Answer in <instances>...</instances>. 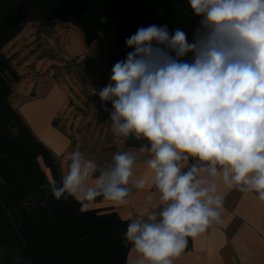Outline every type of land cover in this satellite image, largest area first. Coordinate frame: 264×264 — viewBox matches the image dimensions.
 I'll return each mask as SVG.
<instances>
[{
    "label": "clouds",
    "instance_id": "1",
    "mask_svg": "<svg viewBox=\"0 0 264 264\" xmlns=\"http://www.w3.org/2000/svg\"><path fill=\"white\" fill-rule=\"evenodd\" d=\"M187 3L198 18L191 40L179 27L138 28L96 92L117 142L142 141L138 153L101 165L73 150L60 181H49L56 200L73 198L82 211L98 199L127 205L150 185L155 210L148 195L123 236L134 264H174L189 238L223 225L222 187L264 202V0ZM139 157L147 176L136 174ZM0 260L32 264L2 244Z\"/></svg>",
    "mask_w": 264,
    "mask_h": 264
},
{
    "label": "trees",
    "instance_id": "2",
    "mask_svg": "<svg viewBox=\"0 0 264 264\" xmlns=\"http://www.w3.org/2000/svg\"><path fill=\"white\" fill-rule=\"evenodd\" d=\"M25 4L48 22L78 27L113 63L126 58L131 49L125 40L138 28L179 27L191 40L198 18L187 0H0V244L32 264H125L131 245L123 236L132 219L105 208L82 211L73 198L56 200L49 191V181L62 176L56 158L11 103L18 76L3 48L20 32Z\"/></svg>",
    "mask_w": 264,
    "mask_h": 264
},
{
    "label": "crops",
    "instance_id": "3",
    "mask_svg": "<svg viewBox=\"0 0 264 264\" xmlns=\"http://www.w3.org/2000/svg\"><path fill=\"white\" fill-rule=\"evenodd\" d=\"M35 22L53 25L33 9L26 13L18 34H24L27 26L31 30L32 26L35 27ZM59 22L58 20L56 23ZM16 36L6 46L19 42L20 39H15ZM25 36L23 35L24 38ZM55 38L60 42V37L56 35ZM95 42L92 45V42L88 44L85 40V46L71 52L72 57L88 51L87 58L94 64L103 63L110 68L107 76L109 83L114 63L109 59L107 51H104L105 48ZM24 49L37 59L32 61L33 67L28 72L19 71V83L16 86H21V96L15 109L30 131L56 158L62 175L67 170L66 157L73 150L81 151L86 158L101 165L110 162L117 151L138 153L142 141L130 138L125 143L117 142L110 123L107 122L108 113L103 110L98 94L91 98L84 96L82 77L72 62H64L57 54L40 58L42 52L33 47L3 48L7 54L11 50L18 53L21 61L23 57L25 59ZM50 57L58 63H51ZM21 63L26 65L25 60ZM63 67L67 71V77L64 85H59L55 69ZM16 86L12 90H16ZM11 103L13 105L12 100ZM107 107L111 109V103ZM144 159L145 157L138 158L137 176L148 174L146 165L142 162ZM222 191L225 195L224 224L209 228L195 239L189 238L184 253L175 259L174 264H264V202L259 201L255 194H243L223 187ZM148 195L155 196L152 202L155 210L158 194L154 193L150 185L144 190L134 189L127 205L117 207L98 199L89 209H111L122 218L134 219L145 210ZM135 258L136 253L130 246L125 255V264H134Z\"/></svg>",
    "mask_w": 264,
    "mask_h": 264
},
{
    "label": "rangeland",
    "instance_id": "4",
    "mask_svg": "<svg viewBox=\"0 0 264 264\" xmlns=\"http://www.w3.org/2000/svg\"><path fill=\"white\" fill-rule=\"evenodd\" d=\"M25 5H24V9L26 13L31 12L33 11V9H35L33 8V5L31 6L28 4ZM35 11L37 10L35 9ZM37 22L33 23L35 27L32 26L31 30H29V27L27 26L25 28L26 32H24V34L21 35L20 33L16 36L15 39L17 40L20 39L19 42L15 41V43H13L12 46H6V47H33V49L42 52L40 53V58L41 57L44 58V56H50L51 54H54L53 56H56L57 54L59 58H62L64 60V62L66 61L68 63L71 62L73 63L72 61L73 57L71 52L75 51L78 47L85 46L83 32L74 25L66 24L62 22L55 23L53 25H50L48 23L44 24V22L42 23H37ZM23 35H26L25 36L26 38H24ZM56 35L61 38L60 42L56 41L55 38ZM95 43L96 42L93 41L92 45H95ZM47 51L49 53H47ZM104 51H106V49H104ZM11 52L13 53L14 51L11 50ZM11 52H10L11 55L8 53V55L10 56V64L13 70L15 71V73L17 74V76L19 75V71L20 73L28 72L27 70L33 67L32 61H35V59H37L35 55L34 56L30 55V52L24 49L23 52H25L24 55L25 59L23 57L22 61L24 60L26 61V65H25L24 63H21L22 62L21 57L18 56V53L14 52L12 56ZM49 59L51 63H56V64L58 63L55 59L51 57ZM55 73H56L55 78L57 79L58 84L64 85V80L67 77L66 69L64 67L56 68ZM18 81L19 79L17 78L13 82L12 89L13 87L16 86L17 83H19ZM16 88H17L16 90L12 91V95L10 98L13 102L14 108L17 107L19 97L21 96V94L19 93L21 86L18 85L16 86ZM22 184H23V180H22ZM26 190L28 193V189Z\"/></svg>",
    "mask_w": 264,
    "mask_h": 264
},
{
    "label": "built area",
    "instance_id": "5",
    "mask_svg": "<svg viewBox=\"0 0 264 264\" xmlns=\"http://www.w3.org/2000/svg\"><path fill=\"white\" fill-rule=\"evenodd\" d=\"M87 54L88 51H85L74 57L72 61L82 77L84 96L91 98L100 88L108 84L107 76L110 73V68L103 63L94 64L87 58Z\"/></svg>",
    "mask_w": 264,
    "mask_h": 264
},
{
    "label": "water",
    "instance_id": "6",
    "mask_svg": "<svg viewBox=\"0 0 264 264\" xmlns=\"http://www.w3.org/2000/svg\"><path fill=\"white\" fill-rule=\"evenodd\" d=\"M57 21H58V19L55 18V19H53V20L51 21V24H55Z\"/></svg>",
    "mask_w": 264,
    "mask_h": 264
}]
</instances>
